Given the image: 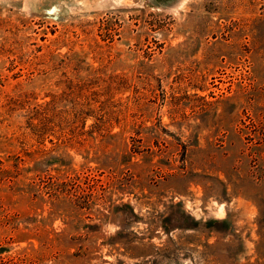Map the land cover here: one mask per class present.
I'll return each instance as SVG.
<instances>
[{
	"label": "rangeland",
	"instance_id": "1",
	"mask_svg": "<svg viewBox=\"0 0 264 264\" xmlns=\"http://www.w3.org/2000/svg\"><path fill=\"white\" fill-rule=\"evenodd\" d=\"M0 264H264V0H0Z\"/></svg>",
	"mask_w": 264,
	"mask_h": 264
}]
</instances>
